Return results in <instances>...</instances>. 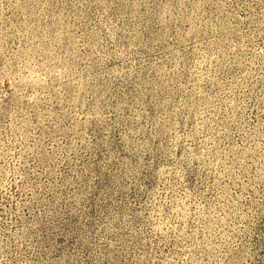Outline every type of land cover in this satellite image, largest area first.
Listing matches in <instances>:
<instances>
[{
	"label": "rangeland",
	"instance_id": "1",
	"mask_svg": "<svg viewBox=\"0 0 264 264\" xmlns=\"http://www.w3.org/2000/svg\"><path fill=\"white\" fill-rule=\"evenodd\" d=\"M0 264H264V0H0Z\"/></svg>",
	"mask_w": 264,
	"mask_h": 264
}]
</instances>
